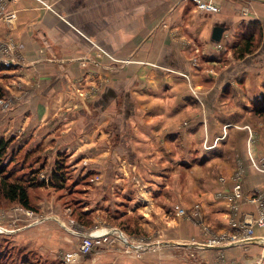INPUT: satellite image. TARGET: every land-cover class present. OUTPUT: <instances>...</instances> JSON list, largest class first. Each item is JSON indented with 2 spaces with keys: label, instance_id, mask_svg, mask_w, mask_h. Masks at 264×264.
I'll return each instance as SVG.
<instances>
[{
  "label": "crops",
  "instance_id": "0c3cea01",
  "mask_svg": "<svg viewBox=\"0 0 264 264\" xmlns=\"http://www.w3.org/2000/svg\"><path fill=\"white\" fill-rule=\"evenodd\" d=\"M215 4L219 11H201L193 0H0V82L3 98L15 101L0 128L45 131L51 148H72V168L91 181L82 209L92 216L87 228L114 227L104 213L126 208L128 192H140L130 181L141 179L154 185L145 206L162 222L164 239L151 243L229 239L239 230L232 221L257 214L250 199L264 193V169L252 164L264 156V0ZM252 22L261 27L258 48L236 58L231 47ZM215 26L223 28L218 41ZM35 204L65 219L70 210ZM174 204L199 208L208 230L188 214L175 217ZM46 224L22 233L23 246L52 240L57 249L72 247ZM229 241L198 254L212 264H264V226L249 243Z\"/></svg>",
  "mask_w": 264,
  "mask_h": 264
},
{
  "label": "rangeland",
  "instance_id": "374dc122",
  "mask_svg": "<svg viewBox=\"0 0 264 264\" xmlns=\"http://www.w3.org/2000/svg\"><path fill=\"white\" fill-rule=\"evenodd\" d=\"M2 100H6V98H2ZM108 102L109 104L106 103L105 105H110V101ZM113 102L115 105L113 106L112 104V107H116V101ZM14 103L15 101L13 100L10 107L3 109V101H0V115L7 113ZM98 103L99 105L101 104L100 101ZM124 104H127V100H124ZM82 105L84 106V104ZM72 106L78 111L80 110L81 113L85 110V108L76 103ZM99 112L100 110L97 108L96 113L99 114ZM55 118L60 121H65L66 114L55 115ZM47 134L45 131L34 133L31 131L19 132L12 130L6 132L0 128V138L2 137L9 142L4 161L12 177H20L22 179L36 177V181L44 182L42 186L28 188L33 202L37 203L48 200L50 205L60 203L62 205V207L60 206L61 208H66V210L70 209L64 212L67 213V220L65 219V215H59V212L57 214V211L55 212L56 208H51L52 206L50 209L42 211L41 204L40 206L35 204V209H27L17 202L2 203L0 204V228L3 230H0V243L4 249H7L6 244L12 247H24L21 234L28 229H39L43 227L48 220L51 222V225L53 224L55 226L48 233L58 236V238L62 237L59 235H63L68 240H73L71 242L72 247L65 250L57 249L55 248L57 246L56 244L53 247L50 245L52 240L46 242L41 241L40 243L34 240L30 246L32 251L36 250L35 247H40L39 250L43 253L46 251L52 254L57 259L58 264H212V259L199 255L198 252L212 250L222 244L229 245L230 241L228 238L220 240L214 238L213 234L203 244L196 243L194 240L187 241L179 239L175 242L160 241V243H151L154 240L164 239V235H161L162 232L159 231V224H162L159 215H156L155 212H149L146 208L150 204V198H152L150 197L151 193L149 190L154 185L152 186L149 180H131L130 184L126 185L132 188V183H135L134 187L140 189L139 194L133 191L128 192V195L130 194L128 196L129 199L119 198L120 200L123 199V201L127 200L126 208L121 210L115 207L116 209L112 208L110 212L104 213L107 217L112 218L110 219V223L114 227L110 228L122 231L126 240L110 234L107 238V241L111 240L110 243L101 242L91 254L67 262L66 257L76 252L81 241V238L72 234L70 230L76 228L85 231L96 230L87 228V225L80 222L76 217V214L79 215L78 207L83 209L85 203L89 202L88 197L84 194L86 193L85 189L88 188L91 181L89 180L87 172L80 171L81 169L74 171L72 168V162H70L71 160L69 158L72 148L70 146L61 148L62 145L51 148L50 146H53L52 141H44ZM62 134V132L58 133V135ZM66 139L68 140L69 138ZM59 165L61 166L59 171H62V174L59 173V175L62 176V179L57 178L56 181L53 172L55 169H58ZM116 201L117 199L114 198V202ZM179 207V205L174 204L170 209L174 211ZM51 209L54 211H51ZM25 210L32 211L33 214L26 215ZM81 213H84V221L91 223L92 216L88 212ZM159 213L164 214L163 212ZM174 215L175 217L177 216L175 213ZM118 218L123 219L119 220ZM48 225L46 224L45 226ZM159 234L161 237L158 236ZM54 236L47 237L54 238ZM68 240L67 243H69ZM47 247L51 250H47ZM13 251L16 252L17 250L13 248ZM37 255L31 254L32 261L28 264H34L38 257ZM6 264H19V262L13 261V263Z\"/></svg>",
  "mask_w": 264,
  "mask_h": 264
},
{
  "label": "trees",
  "instance_id": "16d2710c",
  "mask_svg": "<svg viewBox=\"0 0 264 264\" xmlns=\"http://www.w3.org/2000/svg\"><path fill=\"white\" fill-rule=\"evenodd\" d=\"M261 27L259 23L252 22L243 29V33L237 43H235L231 49L236 58H243L245 55L252 54L256 51L259 45L261 38ZM4 69L3 65H0V81L2 78L1 71ZM5 91L0 82V100L4 97ZM264 101V96H263ZM258 111L264 114V102L258 108ZM9 142L4 138H0V204L2 203H13L17 202L27 209H35V203L33 198L29 194L28 188L33 186H42L44 182L36 181V177L30 179H22L20 177H12V175L7 170V165L4 161V156ZM61 166L59 165L58 169H55L53 172L55 180L62 179V171H59ZM84 212L81 207H78V214H76L77 219L89 226L90 223L84 221ZM7 242V241H5ZM7 246V249L0 243V264H6L13 261L19 262V264H28L32 261L31 254H36L35 251L29 250L24 247H12ZM13 248L17 251L14 252ZM15 254V255H14ZM37 259L34 264H55L53 261L42 258L37 255Z\"/></svg>",
  "mask_w": 264,
  "mask_h": 264
},
{
  "label": "built area",
  "instance_id": "2783aa9c",
  "mask_svg": "<svg viewBox=\"0 0 264 264\" xmlns=\"http://www.w3.org/2000/svg\"><path fill=\"white\" fill-rule=\"evenodd\" d=\"M197 8L201 11H219L220 7H218L215 4V0H193ZM230 37L229 35L226 36V39L228 40ZM11 49V48H10ZM9 47L7 48V51H10ZM0 62H5V60L0 59ZM187 78V76L185 75ZM195 97L199 100L198 96L194 91H192ZM3 101V109L8 108L11 106L13 100L10 98H7L6 100H0ZM210 147V146H208ZM252 164L254 167H256L259 170L264 169V156L261 158V165H258L254 160H252ZM222 180V178H220ZM239 185L236 184L233 187V198H237L240 196V190ZM252 203H254L257 208L258 212L256 215H252L250 213H245L242 220L238 221H232V225L234 227H238L239 230L236 234H233L229 237V240L238 242V243H249L253 241L254 239V232L256 227L264 226V193H258L254 197L250 199ZM235 210L238 209L237 205L232 206ZM26 215H32L33 212L29 210H25ZM174 213L177 216H185L189 215L190 218L194 219L197 224L202 228L203 231L208 230V226L204 223V216L200 212L199 208L196 206H193L189 209H186L184 207H179L176 210H174ZM80 227V226H79ZM81 228V227H80ZM1 229V228H0ZM3 230V229H1ZM72 234L77 235L81 238L80 244L78 245L76 252L73 253V255H68L66 257L67 262L74 261L78 257H82L88 254H91L95 247L100 244L101 242L110 243L111 240L107 241L108 235L113 234L117 237H120L123 240H126L125 237H121L123 234L122 231L117 230L115 228H110L109 230L105 232L96 233V231H88V230H81V229H71L70 230ZM96 233V234H95ZM214 238L217 239H226L225 235L215 236Z\"/></svg>",
  "mask_w": 264,
  "mask_h": 264
},
{
  "label": "water",
  "instance_id": "95a60500",
  "mask_svg": "<svg viewBox=\"0 0 264 264\" xmlns=\"http://www.w3.org/2000/svg\"><path fill=\"white\" fill-rule=\"evenodd\" d=\"M223 32V28L219 27V26H215L213 28V33H212V37L213 39H215L216 41H218L222 35Z\"/></svg>",
  "mask_w": 264,
  "mask_h": 264
},
{
  "label": "bare ground",
  "instance_id": "6f19581e",
  "mask_svg": "<svg viewBox=\"0 0 264 264\" xmlns=\"http://www.w3.org/2000/svg\"><path fill=\"white\" fill-rule=\"evenodd\" d=\"M0 230H1V229H0ZM105 231H107V229H102V230H100V231H96V233H100V232L103 233V232H105ZM96 233H95V234H96ZM121 237H125L124 234H122Z\"/></svg>",
  "mask_w": 264,
  "mask_h": 264
}]
</instances>
